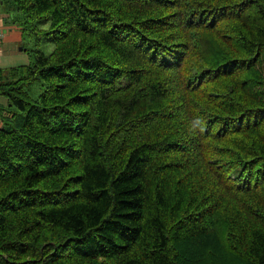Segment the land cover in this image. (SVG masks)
Returning <instances> with one entry per match:
<instances>
[{
  "label": "trees",
  "instance_id": "obj_1",
  "mask_svg": "<svg viewBox=\"0 0 264 264\" xmlns=\"http://www.w3.org/2000/svg\"><path fill=\"white\" fill-rule=\"evenodd\" d=\"M0 3V264H264V0Z\"/></svg>",
  "mask_w": 264,
  "mask_h": 264
},
{
  "label": "crops",
  "instance_id": "obj_2",
  "mask_svg": "<svg viewBox=\"0 0 264 264\" xmlns=\"http://www.w3.org/2000/svg\"><path fill=\"white\" fill-rule=\"evenodd\" d=\"M10 12L3 10L0 3V71H9L25 67L29 64V57L22 49V31L11 22ZM7 100L0 97V128L4 117L9 116Z\"/></svg>",
  "mask_w": 264,
  "mask_h": 264
},
{
  "label": "rangeland",
  "instance_id": "obj_3",
  "mask_svg": "<svg viewBox=\"0 0 264 264\" xmlns=\"http://www.w3.org/2000/svg\"><path fill=\"white\" fill-rule=\"evenodd\" d=\"M14 6H7V5H3V10L6 12H10V13H14ZM23 43H21L22 47ZM24 45H26V49H28L29 55H30V60L33 63V52L35 50H40L42 52H44L45 54L50 53V51L53 49V44L52 41H50L49 43L47 42H43V41H39L37 42V40H27L24 41Z\"/></svg>",
  "mask_w": 264,
  "mask_h": 264
},
{
  "label": "bare ground",
  "instance_id": "obj_4",
  "mask_svg": "<svg viewBox=\"0 0 264 264\" xmlns=\"http://www.w3.org/2000/svg\"><path fill=\"white\" fill-rule=\"evenodd\" d=\"M228 175V174H227ZM227 177V176H226ZM216 231V230H215ZM204 247V246H203Z\"/></svg>",
  "mask_w": 264,
  "mask_h": 264
}]
</instances>
